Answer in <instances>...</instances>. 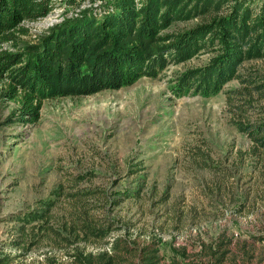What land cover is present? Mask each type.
<instances>
[{
    "label": "rangeland",
    "instance_id": "374dc122",
    "mask_svg": "<svg viewBox=\"0 0 264 264\" xmlns=\"http://www.w3.org/2000/svg\"><path fill=\"white\" fill-rule=\"evenodd\" d=\"M66 1L58 0L63 5L38 22L24 23L29 33H18L21 50L108 2L80 0L72 7ZM196 23L179 21L171 30ZM210 57L170 64L157 77L119 89L46 99L35 124L13 120L19 105L3 96L1 81L0 258L40 264L49 257L66 260L76 245L87 251L103 246L104 240L71 245L46 234L41 222L73 242L76 222L107 226L110 238H155L167 260L183 263L223 238L234 251L242 243L264 252V239L258 240L264 237V150L253 153V142L234 123L264 118V90L245 89L235 79L210 97L173 93L180 73ZM241 70L264 75V59L246 61ZM48 202L47 220H23ZM21 226L28 231L25 242Z\"/></svg>",
    "mask_w": 264,
    "mask_h": 264
},
{
    "label": "trees",
    "instance_id": "16d2710c",
    "mask_svg": "<svg viewBox=\"0 0 264 264\" xmlns=\"http://www.w3.org/2000/svg\"><path fill=\"white\" fill-rule=\"evenodd\" d=\"M57 1L0 0V82L5 83L3 96L19 105L20 112L13 118L18 123H37L46 99L119 89L142 77H157L170 64L184 63L205 53L211 55L207 63L188 68L176 77L172 87L175 96H214L235 79L245 89L252 86L264 90V75L245 76L241 72L246 61L264 59V2L107 0L96 11L84 9L79 17L53 27L29 50H21L18 33H29L24 23L47 17L63 5ZM67 1L65 4L72 7L84 3ZM190 20L197 23L171 30L174 23ZM8 44V48L3 47ZM234 123L253 142V153L260 154L264 150V118ZM46 205L42 212H32L23 220H47L52 203ZM41 223L46 234L59 236L71 245L104 241L100 250L87 251L76 245L72 252L67 251L66 260L49 257L40 264H264V252L258 254L256 248L242 243L234 251L231 239L205 244L191 262L183 263L167 260L155 238L144 243L123 235L110 238L112 229L107 226L76 222L73 242L49 222ZM20 231L25 242L28 231L25 226ZM15 243L21 244L18 239ZM0 264H13V258L5 254Z\"/></svg>",
    "mask_w": 264,
    "mask_h": 264
}]
</instances>
